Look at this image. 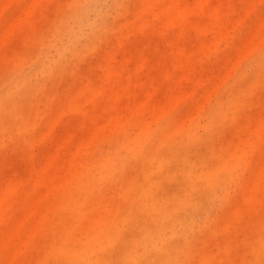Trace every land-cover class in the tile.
Instances as JSON below:
<instances>
[{
	"label": "rangeland",
	"instance_id": "obj_1",
	"mask_svg": "<svg viewBox=\"0 0 264 264\" xmlns=\"http://www.w3.org/2000/svg\"><path fill=\"white\" fill-rule=\"evenodd\" d=\"M0 264H264V0H0Z\"/></svg>",
	"mask_w": 264,
	"mask_h": 264
}]
</instances>
